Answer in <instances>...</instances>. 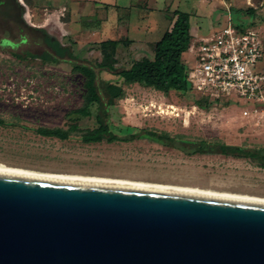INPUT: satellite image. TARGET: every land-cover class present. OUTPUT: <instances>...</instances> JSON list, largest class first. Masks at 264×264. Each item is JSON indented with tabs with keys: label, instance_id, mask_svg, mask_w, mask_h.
Wrapping results in <instances>:
<instances>
[{
	"label": "rangeland",
	"instance_id": "374dc122",
	"mask_svg": "<svg viewBox=\"0 0 264 264\" xmlns=\"http://www.w3.org/2000/svg\"><path fill=\"white\" fill-rule=\"evenodd\" d=\"M17 1L22 11L15 0L0 1L1 164L264 197V163L257 159L187 152L150 138L84 142L81 135L97 127V110L92 104L88 115L74 113L83 105L85 79L68 61L93 66L103 62L110 70L100 71L99 77L123 86L124 96L109 109L113 132L124 134L134 128L165 132L185 150L200 141L264 150V102L210 100L190 87L163 93L143 84H124L113 71L149 58L153 42L137 52L121 28L117 46L101 47L93 35L86 34L97 25L92 11L77 15L61 0ZM166 1L171 10L190 14L191 43L224 25L228 15L243 29H257L264 43V0ZM172 18L158 21L157 40L169 29ZM56 42L60 49L51 47ZM51 57L58 62L51 64ZM191 61L192 56L184 54L185 65ZM242 109L248 113L244 115ZM71 125L77 129L66 140L36 131Z\"/></svg>",
	"mask_w": 264,
	"mask_h": 264
},
{
	"label": "water",
	"instance_id": "95a60500",
	"mask_svg": "<svg viewBox=\"0 0 264 264\" xmlns=\"http://www.w3.org/2000/svg\"><path fill=\"white\" fill-rule=\"evenodd\" d=\"M0 264H264V199L0 171Z\"/></svg>",
	"mask_w": 264,
	"mask_h": 264
},
{
	"label": "trees",
	"instance_id": "16d2710c",
	"mask_svg": "<svg viewBox=\"0 0 264 264\" xmlns=\"http://www.w3.org/2000/svg\"><path fill=\"white\" fill-rule=\"evenodd\" d=\"M15 3H18V1L15 0ZM16 6L21 11L23 10L21 4L18 3ZM174 15L175 20L171 28L165 31L161 39L155 44L153 59L143 57L140 60H134L127 68L113 71L124 84H143L163 93H168L170 90L185 91L190 87L186 80V66L182 62V55L188 50L192 39L190 32V14L175 11ZM119 43L120 40H109L101 42L99 45L101 47L106 45L115 47ZM51 47L60 49L59 43L57 42ZM46 55H49V53ZM57 62V59L51 57V64H56ZM68 62L72 70L82 75L85 79L83 105L74 110V113L88 115L90 106L92 104L96 105L97 112L95 120L97 127L81 135L84 142L94 143L104 139L129 142L138 138H150L157 142L170 143L171 146L181 148V150L184 149L187 152L198 151L203 154L214 152L221 153L222 155L248 157L264 163V150H247L241 146L224 143L210 144L206 141L195 143L192 149L185 150V148L176 144L175 140L165 132L140 128H134L132 131H127L124 134H116L109 126V109L115 104L116 100L124 96L123 86L121 83L106 81L99 77L100 71L110 70L103 62H99L97 66L72 60ZM202 101L197 100L199 104ZM1 123L2 121L0 120ZM76 129V125H71L67 129L38 128L36 131L45 137L66 140L69 138L70 133Z\"/></svg>",
	"mask_w": 264,
	"mask_h": 264
},
{
	"label": "built area",
	"instance_id": "2783aa9c",
	"mask_svg": "<svg viewBox=\"0 0 264 264\" xmlns=\"http://www.w3.org/2000/svg\"><path fill=\"white\" fill-rule=\"evenodd\" d=\"M188 49L192 61L185 65L186 80L194 91L210 100L264 102V43L257 29H243L228 15L224 25L200 36Z\"/></svg>",
	"mask_w": 264,
	"mask_h": 264
},
{
	"label": "crops",
	"instance_id": "0c3cea01",
	"mask_svg": "<svg viewBox=\"0 0 264 264\" xmlns=\"http://www.w3.org/2000/svg\"><path fill=\"white\" fill-rule=\"evenodd\" d=\"M57 3L59 4L58 1ZM61 3L67 4L77 15L92 11L97 25L86 30V34L93 35L97 43L119 40L117 36L123 35L120 33L123 28L125 40L131 41V48H137V52L145 51L152 42L155 47L156 42L161 39L157 40L155 35L158 21L168 20L173 16L172 26L175 20L174 12L179 11L171 10V3L168 4L166 0H61ZM121 17H124V20H121ZM184 54L191 55L188 49L182 55V62ZM153 56L154 53L149 58L153 59Z\"/></svg>",
	"mask_w": 264,
	"mask_h": 264
},
{
	"label": "bare ground",
	"instance_id": "6f19581e",
	"mask_svg": "<svg viewBox=\"0 0 264 264\" xmlns=\"http://www.w3.org/2000/svg\"><path fill=\"white\" fill-rule=\"evenodd\" d=\"M0 171L53 177V178H61V179H69V180L86 181V182H94V183H102V184H110V185H118V186L191 192V193L222 195V196H232V197H243V198H253V199H264V197H260V196L228 192V191H217V190L195 187V186L161 184V183L130 180V179H123V178H113V177H107V176L72 174V173H64V172L62 173V172L37 171V170H30V169L22 168V167L8 166V165L1 164V163H0Z\"/></svg>",
	"mask_w": 264,
	"mask_h": 264
}]
</instances>
